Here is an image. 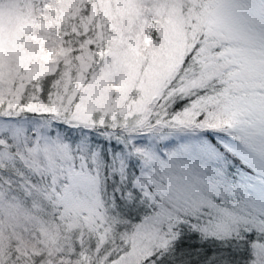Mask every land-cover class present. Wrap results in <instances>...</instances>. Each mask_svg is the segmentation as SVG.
Here are the masks:
<instances>
[{
    "label": "rangeland",
    "instance_id": "1",
    "mask_svg": "<svg viewBox=\"0 0 264 264\" xmlns=\"http://www.w3.org/2000/svg\"><path fill=\"white\" fill-rule=\"evenodd\" d=\"M193 49L207 80L233 66L252 96L228 114L246 119L241 156L262 180L230 185L193 109L152 121ZM104 137L122 143L114 160ZM126 150L159 179L153 212L133 224L139 208L116 212L103 192L116 171L149 190L124 171ZM178 213L206 234L253 230L247 264H264V0H0V264H141Z\"/></svg>",
    "mask_w": 264,
    "mask_h": 264
},
{
    "label": "trees",
    "instance_id": "2",
    "mask_svg": "<svg viewBox=\"0 0 264 264\" xmlns=\"http://www.w3.org/2000/svg\"><path fill=\"white\" fill-rule=\"evenodd\" d=\"M217 1L221 0H203L207 8L213 6ZM230 46H232L231 43H222L211 49L210 53L215 56L219 51ZM203 55L196 49L185 55L177 74L173 76L176 78L172 79L165 87L160 99V106L150 117L153 121L161 112L163 113L161 116L163 121L168 122L166 119L178 117L181 113L189 114L188 110L193 109L194 120L203 124L199 130L200 133L197 134L199 140L208 141L227 159V171L225 170V172L230 185L234 188H241L246 182L253 184V180L259 181L262 178L241 156V153L248 151L251 146L249 137L244 133L246 119L240 115L228 114V111L239 113L237 111L241 108L236 107V105L244 106V103H247L252 96L247 95L248 93L242 89L236 90L233 87V77H230L235 70L233 66L218 69V72L212 75L210 80H207L206 74L208 72L201 68V56ZM204 57L205 60L212 58L210 55ZM212 62L219 64L224 61L220 57H215ZM200 103L203 104L198 106ZM218 110L221 112L220 114L217 113ZM172 121L176 124L180 120L178 118L173 119L169 123ZM91 131H88L89 134ZM87 141L95 144L99 142V139L97 136L89 135ZM101 144V156L106 162L114 160L119 150L117 145L122 143L111 137L109 139L104 137ZM108 154L111 157H108ZM127 154L129 153L126 150L124 158L127 159L128 165L124 171L127 170V173L130 174L137 172L138 174V169L135 168L138 161L135 163L136 159ZM101 174L104 173L101 172ZM138 175L147 181L149 190L144 191V189L130 187V175L127 174H124L122 179L118 181L117 177L120 176L117 171L112 178V183L108 182L103 190L106 207L109 204L114 205L113 209L116 208V212H126V208H139L138 213H129V220L132 224L137 223L142 218H149L147 215L153 212L154 203H151L150 207L147 203L150 198L156 199L158 197L156 193L158 187H155V184L159 179L156 182L148 181L147 179L151 178V174L143 169ZM103 179L105 181V176ZM13 191L16 196L19 195L18 190ZM123 217L128 219L127 215L123 214ZM175 219L176 221L170 224L164 221L165 224L163 223L160 227L159 240L155 244L152 243L151 249L142 258L141 264L248 263L247 253L250 249L246 241L254 239L253 230L244 234L216 236L204 233L193 223L188 222L180 213Z\"/></svg>",
    "mask_w": 264,
    "mask_h": 264
}]
</instances>
